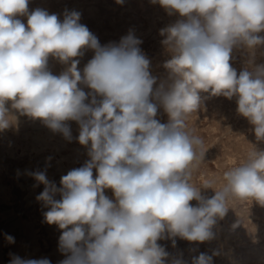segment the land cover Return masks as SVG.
<instances>
[{
  "label": "clouds",
  "instance_id": "1",
  "mask_svg": "<svg viewBox=\"0 0 264 264\" xmlns=\"http://www.w3.org/2000/svg\"><path fill=\"white\" fill-rule=\"evenodd\" d=\"M28 2L0 0V131L17 121L6 107L11 102L20 115L69 141L67 122H77L76 140L88 148L89 159L63 175L59 187L48 180L47 167L27 172L44 185L36 197L48 209L44 222L61 230L58 250L65 258L58 264H166L170 254L159 240L170 239L173 247L176 237L203 243L215 238L212 229L230 200L264 205V150L253 147L225 171L219 189L215 180L197 186L192 175L205 151L186 123L206 99L202 93L236 97L237 113L264 141V64L238 75L230 63L234 47L264 45L258 35L264 32V0H151L181 17L160 30L171 52L164 63L171 83L155 89L157 78L134 32L101 45L79 22V12L66 10L61 21L43 9L29 12ZM23 16L27 26L18 18ZM86 49L94 55L81 71L77 58ZM49 57L68 67L52 74ZM158 105L167 123L156 119ZM201 188L214 195L206 197ZM5 238L15 243L13 236ZM217 254L200 253L191 264H213ZM10 255L9 264H51ZM171 264L186 262L181 257Z\"/></svg>",
  "mask_w": 264,
  "mask_h": 264
},
{
  "label": "rangeland",
  "instance_id": "2",
  "mask_svg": "<svg viewBox=\"0 0 264 264\" xmlns=\"http://www.w3.org/2000/svg\"><path fill=\"white\" fill-rule=\"evenodd\" d=\"M37 8L46 10L49 14H56L61 21L66 10L79 12L81 14L79 22L86 25L98 37L101 45L119 42L121 37L127 35L129 31L134 32L135 36L142 41L140 45L142 52L150 60V73L157 78L154 89L162 82L165 85L171 83L169 71L164 67L165 61L171 58V52L162 45L161 41L165 37L160 35V30L181 19L178 14L169 15L164 8L158 3L153 4L151 0H124L122 5L117 4L116 0H29V12ZM18 18L27 26L26 16ZM258 35L264 36V32ZM93 55L92 50H84L83 55L77 58L80 60L78 69L82 71ZM230 63L238 75L245 69L254 70L256 65L264 64V45H257L254 49H248L244 45L234 47ZM67 67L68 65L49 57L48 70L52 74L59 75ZM80 87L86 93L90 91L86 86L80 85ZM201 95L206 99L202 100L200 109L191 114L186 121L193 134L202 139L205 151L203 162L193 171L192 182L199 186L206 180H215L214 187L219 189L223 184V173L243 162L253 147L256 150H264V141L256 140L253 126L237 113L236 97L229 100L223 96H210L207 93ZM6 105L17 117V121L14 126L0 131L2 164H0V264H9L10 254H14L11 252V246L20 242L24 236L21 225L5 227L10 215H15L26 222L34 232L35 246L25 245V252L20 257L47 258L51 264H58L65 258L58 250L61 230L56 225L44 222L43 212L48 209L36 199L43 191L44 185L37 186V182L27 175V172L28 170L29 172L44 170L47 167L48 180L55 182L59 187L63 175L71 169L83 166L89 159L88 148L83 147L76 140L79 135L77 122H67L72 132V140L69 141L64 136L61 137V133L53 131L49 133L40 120L21 116L11 108V102ZM20 116L21 119H19ZM156 119L161 123H167L169 120L162 106L158 105ZM27 128L30 129L28 130L30 133ZM34 133L41 137H43L42 133L45 134L43 137L45 141L41 146L43 150L38 149L35 140L31 138ZM50 134L53 135L52 138ZM58 138L64 141L62 145L56 144ZM3 142L5 146L2 145ZM49 142L56 144V147ZM25 143L28 145L26 146ZM7 146L9 149L6 148ZM52 146L53 149H51ZM39 150L40 154L37 152ZM22 167L25 171L18 172L19 169H23ZM93 176L94 178L96 176L95 169ZM201 192L206 197L214 195L213 189L201 188ZM105 195L115 200L111 189H106ZM190 203L195 206L197 201L193 200ZM228 206L227 214L222 219L217 218V223L212 229L215 238L212 240L200 243L176 237L175 247L170 239L159 240L157 243L163 245L170 254L166 264H171L172 259L181 257L186 264H191L194 256L200 253L211 256L213 252L218 253L213 256V264H264V205L251 200L247 202L230 200ZM6 234L15 237L14 244L8 243Z\"/></svg>",
  "mask_w": 264,
  "mask_h": 264
},
{
  "label": "bare ground",
  "instance_id": "3",
  "mask_svg": "<svg viewBox=\"0 0 264 264\" xmlns=\"http://www.w3.org/2000/svg\"><path fill=\"white\" fill-rule=\"evenodd\" d=\"M6 107H7V105H6ZM12 112V111H11ZM22 116V115H21ZM21 116H20V118L19 119H21ZM18 119V120H19ZM27 120V119H26ZM29 120V119H28ZM30 121V120H29ZM20 122V121H19ZM39 122V121H38ZM20 123H24V122H20ZM30 123V122H29ZM28 123V124H29ZM30 125V124H29ZM35 125H37V124H35ZM41 125V124H40ZM20 127V126H19ZM35 127H37L38 128V126H35ZM46 128H47V130L49 131V133L50 132H52V130L50 129V128H48L47 126H46ZM44 129V128H43ZM24 130V129H23ZM22 130V131H23ZM30 131V129H28L27 128V131ZM39 130V129H38ZM45 130V129H44ZM44 130H43V132H44ZM15 132H16V128H15V130H14ZM28 131V132H29ZM24 132V131H23ZM40 132H41V130H40ZM2 133V132H1ZM19 133H21V132H19ZM18 133V134H19ZM30 133V132H29ZM17 134V133H16ZM53 134V133H52ZM34 136L32 137L31 136V138H33L34 140H35V144H36V147L38 148V149H41V150H43L42 149V144L44 143V141H45V139L43 138L44 137V135L45 134H43L42 133V135H43V137H41V136H37V135H35V133L33 134ZM51 135V134H50ZM49 135V136H50ZM54 135V134H53ZM53 135H51V138H52V136ZM48 136V135H47ZM61 137L63 136V135H60ZM4 137H6V136H4ZM26 137V136H25ZM27 138V137H26ZM2 139V138H1ZM6 139V138H5ZM23 139H25V138H23ZM55 139V138H54ZM28 140V139H27ZM67 140V139H66ZM3 141V140H2ZM7 141V140H6ZM15 141V140H14ZM26 142V141H25ZM30 142H31V140H30ZM30 142H28V143H30ZM33 142V141H32ZM51 142H52V140H51ZM51 142H49L50 144H51ZM68 142V141H67ZM74 142V141H73ZM4 143L5 142H3V144L2 145H4ZM64 143V141L61 139V138H58L57 139V141H56V144L57 145H62ZM11 144V143H10ZM47 144H48V141H47ZM55 144V145H56ZM7 145V144H6ZM25 145L27 146L28 144H26L25 143ZM34 145V144H33ZM51 145H54L53 143L51 144ZM54 145V146H55ZM5 146V145H4ZM70 146V145H69ZM73 146H74V144H73ZM32 147V146H31ZM30 147V148H31ZM56 147V146H55ZM84 147V146H83ZM6 148H8V146L6 147ZM9 149V148H8ZM37 149V150H38ZM51 149H53V146H52V148ZM69 149V148H68ZM63 150V149H62ZM3 151V150H2ZM45 151V150H44ZM44 151H41V152H43L44 153ZM54 151V150H53ZM26 152H27V149H26ZM36 152V151H35ZM37 152H39V154H40V150L39 151H37ZM37 152H36V154H37ZM68 152V151H67ZM29 154V153H28ZM38 157V156H37ZM39 157H40V155H39ZM44 157V156H43ZM45 157H47V156H45ZM40 159H41V157H40ZM39 159V160H40ZM43 159V158H42ZM46 159V158H45ZM47 159H48V157H47ZM7 160V159H6ZM51 160V159H50ZM65 160V159H64ZM55 161V160H54ZM70 162V161H69ZM40 163V162H39ZM47 163H49L48 161H47ZM46 163V164H47ZM0 164H1V161H0ZM2 165V164H1ZM54 165V164H53ZM20 166V165H19ZM28 166H29V164H28ZM28 166H26V168L28 167ZM32 166V165H31ZM52 166V165H51ZM3 168V167H2ZM16 168H18V167H16ZM23 168V167H22ZM28 169H30V168H28ZM2 170V169H1ZM16 171V170H15ZM25 171V169L23 168V169H19L18 170V172H24ZM28 172H29V170H28ZM15 173V172H14ZM19 176V175H18ZM17 179V178H16ZM26 180V179H25ZM1 185V184H0ZM35 185V184H34ZM3 186H4V184H3ZM33 187V186H32ZM8 190V189H7ZM33 190V189H32ZM43 190V189H42ZM30 193V192H29ZM30 211V210H29ZM28 212V211H27ZM33 212V211H32ZM4 223V222H3ZM37 224V223H36ZM15 225H21L22 227H23V231H24V236L21 238V240H20V242L18 241V243L17 244H14V245H12L11 247V252H13L14 254H16V255H18V256H21V255H23L24 254V252H25V249H24V247H25V245H31V246H35V242H34V232L29 228V226L26 224V222H24L23 220H21V219H19L17 216H15V215H10V216H8V219H7V222H6V224H5V227H7V228H12V227H14ZM35 226H37V225H35ZM55 226V225H54ZM38 227V226H37ZM36 227V228H37ZM46 231V230H45ZM49 231V230H48ZM5 232V231H4ZM46 233V232H45ZM18 234V233H17ZM45 236V235H44ZM15 238V237H14ZM17 238H18V235H17ZM18 240V239H17ZM29 248V247H28ZM188 256V255H187ZM184 257V256H183ZM170 258V257H169ZM3 261V260H2ZM0 263H1V258H0ZM167 263V262H166Z\"/></svg>",
  "mask_w": 264,
  "mask_h": 264
}]
</instances>
